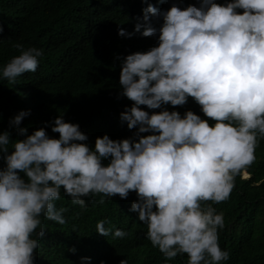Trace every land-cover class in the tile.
Segmentation results:
<instances>
[{
    "label": "clouds",
    "instance_id": "1",
    "mask_svg": "<svg viewBox=\"0 0 264 264\" xmlns=\"http://www.w3.org/2000/svg\"><path fill=\"white\" fill-rule=\"evenodd\" d=\"M142 12L131 32L118 28L124 37L158 33L156 46L121 60V94L134 103L119 118L129 129L136 126L138 139L105 133L90 146L78 123L62 115L50 125L58 138L44 127L26 134L27 127L20 125L30 109L19 110L8 122L23 139L0 132V264H34L44 235L41 216L66 222V208L55 203L61 189L82 207V197L90 193L102 194V204L105 197L126 198L135 190L138 198L130 211L147 226V238L166 258L163 264L178 254H187V264L229 259L218 242L224 213L205 202L229 198L235 177L247 176L256 159L258 136L264 137V0H200L199 6L173 4L167 10L149 3ZM152 18L163 23L156 27ZM15 47L19 54L0 68V78L12 82L35 72L44 55L35 46ZM189 96L212 123L190 109L181 115L140 107L182 105ZM144 132L150 134L140 135ZM96 231L127 235L105 227L104 219L96 222Z\"/></svg>",
    "mask_w": 264,
    "mask_h": 264
},
{
    "label": "trees",
    "instance_id": "2",
    "mask_svg": "<svg viewBox=\"0 0 264 264\" xmlns=\"http://www.w3.org/2000/svg\"><path fill=\"white\" fill-rule=\"evenodd\" d=\"M216 2L223 4L225 0ZM149 3L167 10L173 4L181 8L199 6L200 0H0V68L19 54L17 43L44 52L35 72H25L14 82L0 78V132L8 130L11 139H23L8 122L19 110L30 109L20 125L27 127L26 134L44 127L50 137L58 138L59 133L50 125L62 115L65 121L78 123L88 137L84 143L90 146L105 133L112 139H138L134 136L136 126L129 129L119 118L125 106L134 103L121 94V60L156 46L158 33L145 37L137 32L124 37L118 35V28L131 32ZM152 20L156 27L163 23L162 18ZM140 107L149 113L167 108L181 115L190 109L212 123L190 96L182 105ZM255 155L246 168L247 177L243 173L235 177L227 200L205 202L224 213L218 242L229 251V259L221 264H264V137L258 136ZM100 195L82 197L86 204L82 207L73 204L61 189L55 203L66 208V222L61 225L41 216L44 235L38 238L34 264H100L101 260L119 264L122 259L128 264H163L166 258L147 238V226L136 211H130L132 201L138 198L135 190L126 198L119 194L105 197L102 204L98 202ZM101 219L105 227L113 231L120 228L127 235L121 238L111 232L108 236L98 233L96 222ZM187 259V254H178L169 264H187Z\"/></svg>",
    "mask_w": 264,
    "mask_h": 264
},
{
    "label": "rangeland",
    "instance_id": "3",
    "mask_svg": "<svg viewBox=\"0 0 264 264\" xmlns=\"http://www.w3.org/2000/svg\"><path fill=\"white\" fill-rule=\"evenodd\" d=\"M243 177H247V176H244V175H243Z\"/></svg>",
    "mask_w": 264,
    "mask_h": 264
}]
</instances>
